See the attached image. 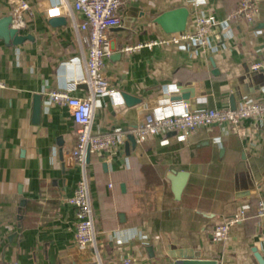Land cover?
Returning a JSON list of instances; mask_svg holds the SVG:
<instances>
[{"label":"crops","instance_id":"1","mask_svg":"<svg viewBox=\"0 0 264 264\" xmlns=\"http://www.w3.org/2000/svg\"><path fill=\"white\" fill-rule=\"evenodd\" d=\"M19 1L0 0V20L13 15ZM23 1L33 15L23 13L19 34L29 39L14 45L0 35V264H84L97 255L105 264L126 255L145 264H264V218L258 216L264 125L250 121L204 128L187 141L174 134L128 140L111 161L91 155L97 246L77 247L76 209L67 199L82 171L63 166V154L76 145L77 126L66 106L47 103V92L90 93L87 84L75 85L86 77V34L79 30L80 15L60 0ZM241 1L125 0L104 68L116 95L96 99L93 129L130 131L149 112L181 101L193 109H233L263 98L264 72L251 66L264 63V0L255 27L231 22L213 54L190 59L176 46L121 53L125 45L162 36L155 19L167 11L188 9L184 31H192L196 4L225 19ZM56 17L66 23L52 25ZM243 208L246 217L231 227L229 239L213 243L214 228Z\"/></svg>","mask_w":264,"mask_h":264},{"label":"built area","instance_id":"2","mask_svg":"<svg viewBox=\"0 0 264 264\" xmlns=\"http://www.w3.org/2000/svg\"><path fill=\"white\" fill-rule=\"evenodd\" d=\"M260 1L242 0L239 8L225 19H220L215 14H207L199 4H196L192 13V31L164 33L157 39L146 43L125 45L121 53L131 55L143 49L152 50L156 47L176 46L190 59L200 54H213L218 51V39H224L221 33L229 29L231 22H243L249 27H255L260 12ZM60 5L70 8L82 19L79 30L86 34L84 37L87 45L86 77L77 79L75 85L87 84L90 93L85 97H77L71 94V88L51 89L47 92V103L66 106L77 126L76 145L72 150L63 154V166L65 169L79 166L82 176L67 202L76 209L77 222L74 238L77 247L79 249L96 248L95 217L90 200L87 174L89 156L101 154L106 161H111L119 155L121 147L130 136H133L139 143L158 136L167 137L170 134H174L179 141H187L197 131L216 125L239 128L244 122L250 121L253 125L263 126L264 97L248 98L234 109H193L188 102L181 101L173 107H159L149 112L139 125L130 131L116 129L106 133L96 132L93 129L96 99L116 95V90L112 88L107 79L104 68L106 61L114 53L112 30L123 24L125 0H72V4L68 0H60ZM53 11L55 10L51 9L50 12ZM23 13L33 15L30 5L20 0L12 15L13 27L18 30L26 23ZM251 69L264 72V63H255ZM3 88H5V83L0 80V89ZM258 216L264 218V200L258 203ZM245 217L246 208H243L236 215L217 225L211 233L213 243L227 241L231 227L242 222ZM84 264L105 263L97 255L96 260ZM109 264L145 263L132 255H126L119 261Z\"/></svg>","mask_w":264,"mask_h":264},{"label":"water","instance_id":"3","mask_svg":"<svg viewBox=\"0 0 264 264\" xmlns=\"http://www.w3.org/2000/svg\"><path fill=\"white\" fill-rule=\"evenodd\" d=\"M189 17L188 9L184 7L176 8L167 11L155 19V22L162 28V30L167 33H178L183 32L186 28V23ZM50 23L54 26L64 25L66 23L65 18L56 17L52 18ZM0 35L12 40L14 45H20L24 43L29 38L19 34V30L13 27V16H7L0 20ZM234 109V108H233ZM129 140L135 144L136 140L133 136L129 137ZM129 144H127V147ZM90 159V156H89ZM185 180L183 179L177 186V193L182 190ZM204 264H214L213 262H208Z\"/></svg>","mask_w":264,"mask_h":264}]
</instances>
